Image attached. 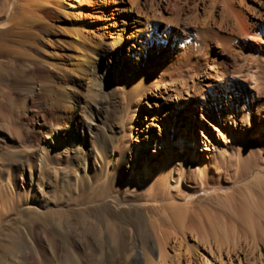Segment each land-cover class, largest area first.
<instances>
[{
    "label": "rangeland",
    "instance_id": "obj_1",
    "mask_svg": "<svg viewBox=\"0 0 264 264\" xmlns=\"http://www.w3.org/2000/svg\"><path fill=\"white\" fill-rule=\"evenodd\" d=\"M76 1L62 0L63 6L53 9L60 16V19L49 21L51 26L54 24L58 28L57 36L48 38V35L44 34L33 44L27 37L23 39L16 36L2 41L0 36V264H46L48 259L55 264H62L63 246L72 250V253L76 254L75 258L77 255H83L86 248V242L73 219L68 224L62 223L60 231L54 224L58 221L55 212L66 209L74 212L89 206V195H85L78 202L75 201L78 187L71 178L75 175L72 170L74 164L78 163L77 159L71 161L65 157L67 155L64 150L58 149L50 160V166L46 171L43 169L52 179L51 185L46 178L41 180V197L45 206H50L51 203L50 199H44V193L50 188H61L63 183L66 184L65 179H69V187L63 191L64 196L60 199V204L49 207L51 215H43L40 219L42 228L36 224L35 212L42 203L33 204L30 196L25 195L23 191L16 195V192L25 186L26 174L32 171L27 159L29 156L34 157L37 138L41 134L36 132L28 118L19 112L22 92L29 91L37 83L42 91L48 85L57 87L59 73L56 70H61L62 74L74 79V92L78 93L80 115L74 126H78L84 116V107L89 100V82L86 76L75 69L77 60L70 62L68 56L84 55L86 62H100L103 68L106 66L109 70L110 79L113 78L114 84L121 89L126 85L133 86L138 80L140 87H149L138 99L137 105L134 102L130 108L124 109L123 126L120 133L118 132L117 141V155L120 165L125 169L122 180L107 183L94 181L93 185L89 186L91 193L97 191L96 193L103 195L100 202L90 206L92 211L101 207L102 212L104 211L112 222H121L130 227L134 225L138 209L136 204L125 196H128V193L131 196L136 191L143 192L144 187L149 188L151 184L156 185V193L160 191L155 204L157 207L147 216V226L155 237L162 238L163 232L176 234L174 218L177 210L181 209L186 215H191V212L187 211L186 198H182V195L179 197L176 193L181 187L176 182L179 180V172L185 159H190L193 155L196 168L200 166L204 172H216L215 163L221 160L225 163L222 170H228L231 175L232 172L253 165L256 167L251 170V177L260 174L257 167L261 168L260 164H264V130L257 133L256 128L251 127L249 132L242 133L243 137L236 136L233 140L227 132L231 125H225L223 119L228 117L226 99L213 103L211 100L212 93H218V86L225 85L232 91V99L228 98V101L237 111L248 106L264 115V81H261L264 80V60L246 46L252 42L239 36L234 27V19L232 20L233 15H229L222 7L223 0H98L99 4L104 5L103 12L100 9L88 8V16H100L98 27H92V21L87 20L90 27L80 29L83 35L79 37L72 34L73 29L81 26L78 14L72 6ZM256 1L243 0V4L246 2L245 8L249 10L245 9L244 13L250 18L254 15L250 8ZM4 3L5 0H0V8ZM59 39L65 46L58 43ZM82 43L88 48L94 43H99L102 50L100 49L99 55H91L87 48L83 50L80 47L83 46ZM112 58L113 65L108 68ZM176 61L185 67L180 70V65L178 69L167 72L177 83L174 87H167L165 90L161 87L156 91L153 83L160 73L159 68L168 69L167 67ZM176 93H180L178 99ZM219 96L221 97L220 94ZM229 106L231 107V104ZM58 115L59 112H56L51 116L53 121ZM53 124L52 127L70 133L61 123L55 121ZM97 132L94 128V138ZM96 138L101 140L102 137ZM39 148H43V144ZM122 158L124 160L121 161ZM168 162L173 164L176 171L174 183L170 186L164 182ZM9 173L14 175L10 183ZM206 197L207 194L199 195L197 208ZM54 198L57 200L60 195L56 193ZM226 203L222 196L221 199H212L209 201L210 206H206L214 217L220 210L225 212L221 206ZM200 208L196 210V214L204 221V210L201 211ZM141 211L146 213L142 209ZM244 227L235 225V228L231 227L233 230L229 227V239H225L220 234L219 227L205 226L206 234L201 240L185 236L180 247L181 256L173 258L174 254L167 251L169 258L163 260L157 250L151 260L153 264H258L254 262L253 257L260 251L264 258V250L261 251L260 248H249L250 253L240 252L231 257L223 252L229 242H232L230 235L237 236L239 245L247 251L252 242L249 231ZM14 241L23 248L14 250L11 247ZM54 245L57 251L53 254Z\"/></svg>",
    "mask_w": 264,
    "mask_h": 264
},
{
    "label": "bare ground",
    "instance_id": "obj_2",
    "mask_svg": "<svg viewBox=\"0 0 264 264\" xmlns=\"http://www.w3.org/2000/svg\"><path fill=\"white\" fill-rule=\"evenodd\" d=\"M61 1L62 0H5L4 6L0 8V36L2 41H7L9 38L11 39L18 36L23 39H26L27 37L29 42L33 44V42L39 40L44 34H47L48 38L53 35L57 36L58 28H56L54 24V26H51V22L49 21L50 19L57 20L60 17L57 12L53 11V9L61 8L63 6L61 5ZM235 1L236 0H223L222 3L224 6L222 7H224L229 15H233L232 20L234 19V27L235 30L239 32V36L241 35L240 37H242V39L252 42L248 43L246 46L257 57L260 56L259 58L264 60V0H257L252 8L249 7L254 14L252 15V18L244 13V10L247 9L244 5L246 2L243 4V0H239L237 3ZM72 6L75 13L78 14L77 18L81 21V26L76 30L73 29L74 32H72V34L78 37L82 36L83 33L80 29L85 30L87 27H90V24L89 26L87 24V20L92 21V27H98L99 23L97 22L100 19V16H88V8L92 10L100 9V11L103 12V3L99 4L98 0H77L75 3H72ZM58 43L64 45V42L60 39L58 40ZM91 43L93 42L91 41ZM84 45L85 44L80 47L83 50L87 48L88 53L91 55H99L102 50L99 43L92 44V47L90 48ZM77 52L79 51L77 50ZM78 55L79 54H77V56ZM68 59L70 62L77 60V67L75 69L86 76L89 82L87 92L89 94V100L84 107V116L82 121L78 123V126H74L80 115L78 109V93H75L76 91L74 92L76 89L73 85L74 79L67 74H62L63 72L61 70L62 73L58 71V69H55L56 72L59 73V75L56 73L59 76L58 88L48 85L46 87L44 86L45 88H43L42 91V88L39 89L37 83L34 84L32 88L30 87L31 89L29 91H20L22 92L20 95L22 99H19L21 100L20 102L18 101L20 103H18L20 114L23 117L28 118L36 132L41 133L37 138L38 144L36 147L37 149L34 151V157L29 156V159H27L29 168L31 167L32 171L28 175L26 174L25 186L16 192V195L18 196V192L23 191L25 195H28V197L30 196L33 204H36V202L42 203V206L38 205L37 209H35L37 214L36 224L41 228L43 227L40 224V219L43 215L47 217L51 215L49 207L59 205L60 199L64 196L63 191L69 187V179H65L66 184L63 183L61 188L52 187L47 192L45 191L44 199L51 200V203H49L50 206H45L43 198L41 197V193H43L41 191V185L43 186L42 178H46L49 185H51L52 179L47 172H43V169L45 171L47 170L50 166L49 164L53 154L57 152L58 149L64 150L67 155L65 157H68L71 161L78 160V163L74 164V169L72 170L75 172L74 178H71L75 180V185L78 187V195L75 196V201L78 202L83 199L85 195H89L87 200L89 206L84 207L82 210L69 212L66 209L54 213L58 220H55L56 222L54 223L57 230H62V223L64 225L68 224L73 219L76 227L80 230L81 237L86 242V248H83L84 254L77 255L76 258V254H73L72 250L63 246L61 249L64 257L62 264H153L151 256H153L157 250L163 260H168L169 258L167 251L174 254L173 258L181 256L182 253L180 252V247L185 236H191L192 238L201 240L206 234L205 226L219 227V232L225 239H229V227L233 230L231 227L235 228V225H242V227L245 226V230L247 229L249 231L248 234L252 245L248 247L247 251L241 248L236 239L237 236L230 235L232 242H229V245L223 250V252L225 251L226 256H235L240 252L247 253L249 248L251 249L253 247L255 250H259V248L261 251L264 250L263 163L260 164L261 168L257 167L260 174H255L251 177V170L256 167L253 165H248L247 168H243L241 171L232 172L231 175L228 170H222V168L225 167V163L223 164V161L221 160H217L215 163V168H217L216 172H204L202 167L198 166V168H196L197 164L194 161L193 155L190 156V159H185L179 172V180L176 182V184H180L181 187L179 186L180 188L176 190V193L179 197L182 195V198H186L188 201L186 205L187 211L191 212V215L190 213L186 215L181 209L177 210L174 218L177 226V231L175 230L176 234L163 232L162 238L155 237L147 226V216H149V214L157 207L155 204L157 203V196L160 191L156 193V185L151 184V187L149 188L144 187L143 192L136 191L135 193H132L131 196H129V193L128 196H125L126 199H130L132 203L136 204L135 206L138 209V212L135 215L134 225L130 227L123 225L121 222H112L107 214H105L104 211L102 212L101 207H97L95 211H92L90 206L100 202L103 199V195L100 192L96 193L97 191L91 193L89 186L91 187L94 181H97V183L98 181H101L102 183L103 181H106L107 183L119 182L122 180V175L125 169L119 162L120 160L117 155L119 142L117 141L120 133L119 131H121L123 126L122 118L123 113L125 112L124 109L126 107L130 108L134 102H136L137 105L139 102L138 99L141 98L142 94L147 89L149 90V87H140V80H138L133 85L134 87H126V85L125 88L121 89L114 84L113 78L110 79L109 70L106 69V66L103 68L100 62H86L84 60V55L78 57L68 56ZM113 60L114 59L112 58L111 62L108 63V68L113 65ZM53 64L56 66L55 63ZM49 65L50 68H52L51 64ZM180 65L181 64L176 61L171 63L170 67H167L168 69L159 68L158 72L160 73L156 76L158 78L155 79V82L153 81L156 91L161 87H163L164 90L167 87H174L177 82L167 71L171 69L176 70ZM184 67L185 65H183V67L181 65L179 69L181 70ZM151 88L153 90V85ZM218 88V93H212L211 100L213 103L221 102L226 99V104H228V117L222 118L225 120V125L228 123L231 125L230 128L225 126L230 138L235 140L236 136L243 137L244 135L242 133L249 132L251 127L256 128L257 133L264 130L262 129L264 128L263 114L259 113L255 108L248 106L245 109H243V107L237 111V108L233 107L232 103L228 101V98L232 99L231 89L227 88L225 85H219ZM242 95L246 96L245 93H242ZM179 96L180 93H176V99H178ZM67 100L69 101V106H67ZM72 103L74 106H71ZM230 104L231 107L229 106ZM245 105H247L246 100ZM81 109L83 108L81 107ZM56 112H59V115L55 119L56 123L64 125L65 128L70 130V133H65L63 130L60 131L59 129L52 127L55 121H53V117L51 118V116ZM224 116H226V114H224ZM216 117L219 118V115ZM100 124L101 127H99ZM94 128L98 131L96 135L102 137L100 138L101 140H98V138H96L97 136L94 138ZM87 140L89 141L88 143ZM41 144H43V148H39ZM122 160L124 159L122 158L121 161ZM175 173L176 171L173 164L168 162L164 172V182L167 186L174 183ZM13 177V173L8 174L9 183ZM56 193L60 195V198L57 200L54 198ZM200 194H207V197L197 208L196 204L197 201H199ZM222 196L227 201L226 204H223L224 206H221L225 212H222L220 210L221 208H219L220 211L215 214L216 216H214L213 213L212 215L214 217H212L209 208H207V206H210L209 201L211 202L212 199H221ZM52 199H54V201H52ZM199 208L201 211L204 210L202 212L204 221H202V218H199L196 214V210ZM141 209L146 213H143ZM236 229L239 230L238 227ZM215 230L217 231V229ZM239 232L236 234L238 235ZM170 236L172 238H170ZM11 247L14 250H21L23 248L21 244L15 241L11 244ZM56 251L57 249L55 246V248H53V254ZM259 252L255 254L253 260L258 264H264L263 254ZM46 264L55 263L48 259L46 260Z\"/></svg>",
    "mask_w": 264,
    "mask_h": 264
}]
</instances>
